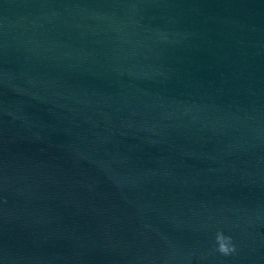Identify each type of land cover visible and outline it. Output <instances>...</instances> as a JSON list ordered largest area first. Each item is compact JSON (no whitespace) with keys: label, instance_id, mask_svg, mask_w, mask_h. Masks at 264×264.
Returning a JSON list of instances; mask_svg holds the SVG:
<instances>
[{"label":"water","instance_id":"obj_1","mask_svg":"<svg viewBox=\"0 0 264 264\" xmlns=\"http://www.w3.org/2000/svg\"><path fill=\"white\" fill-rule=\"evenodd\" d=\"M0 264H264V0H0Z\"/></svg>","mask_w":264,"mask_h":264},{"label":"clouds","instance_id":"obj_2","mask_svg":"<svg viewBox=\"0 0 264 264\" xmlns=\"http://www.w3.org/2000/svg\"><path fill=\"white\" fill-rule=\"evenodd\" d=\"M217 241L219 243V251L223 254H228L230 251L234 249H230L228 247V238L224 237L222 234H218Z\"/></svg>","mask_w":264,"mask_h":264}]
</instances>
